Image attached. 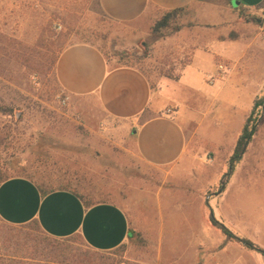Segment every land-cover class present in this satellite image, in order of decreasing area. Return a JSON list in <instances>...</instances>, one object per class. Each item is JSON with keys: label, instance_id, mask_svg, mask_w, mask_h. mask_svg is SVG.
I'll list each match as a JSON object with an SVG mask.
<instances>
[{"label": "rangeland", "instance_id": "1", "mask_svg": "<svg viewBox=\"0 0 264 264\" xmlns=\"http://www.w3.org/2000/svg\"><path fill=\"white\" fill-rule=\"evenodd\" d=\"M251 17L256 24L264 19L261 13ZM154 24L116 23L105 16L99 0H0L1 165L10 170V164L20 162L35 181L56 187L65 182L85 200L113 203L127 213L133 230L129 244L97 253L76 242L75 253L88 264H264L262 254L227 240L216 228L219 247L173 256L168 237L175 228L164 223L165 218L161 224L159 208L160 200L164 206L182 195L180 185H201L202 192L195 195L207 202L215 218L234 235L264 249V120L219 194L231 157L217 160L210 152L205 158L186 160L169 174L141 160L133 134L120 123L106 121L93 109L84 117L73 110L71 101H64L67 95L57 82L56 64L75 44L97 46L112 67L139 68L153 84L178 77L188 49L178 47V32L153 36ZM180 24L192 27L189 12Z\"/></svg>", "mask_w": 264, "mask_h": 264}, {"label": "crops", "instance_id": "2", "mask_svg": "<svg viewBox=\"0 0 264 264\" xmlns=\"http://www.w3.org/2000/svg\"><path fill=\"white\" fill-rule=\"evenodd\" d=\"M99 2L105 16L124 25H151L164 12L186 9L192 27L177 34L178 47L188 49L186 62L177 80L165 77L153 84L139 68L112 67L97 46H69L57 61L56 79L73 110L84 117L98 110L106 121L120 123L133 134L141 160L169 174L186 160L205 158L210 152L217 154V160L231 157L255 99L264 91V19L247 23L241 13L264 15V0ZM220 65L226 66L223 78L211 83ZM215 170L219 173L220 166ZM179 187L182 195L164 206L159 201L161 224L165 218L164 223L175 228L168 237L171 254L199 255L203 247L214 249L216 236L219 241L221 237L211 222L213 214L195 195L204 187ZM0 217L13 226L38 221L57 239L80 235L100 253L116 251L133 238L130 218L121 207L101 203L87 208L69 191L43 196L34 182L23 177L0 183Z\"/></svg>", "mask_w": 264, "mask_h": 264}, {"label": "trees", "instance_id": "3", "mask_svg": "<svg viewBox=\"0 0 264 264\" xmlns=\"http://www.w3.org/2000/svg\"><path fill=\"white\" fill-rule=\"evenodd\" d=\"M186 12L184 8L164 12L161 18L152 26L151 34L155 37H161L165 32L170 30L175 32L181 31L184 27L180 24V19ZM241 17L247 23H255V21H257L255 17H251L246 13H241ZM172 79L177 80L178 77H173ZM2 113L9 116L11 115V112L9 113L7 111H2ZM263 120L264 96L260 94L255 99L252 111L238 137L234 152L228 161V171L225 174L226 180L221 183L218 191L219 194L224 193L226 190L237 167L242 162L249 147L253 143ZM22 167L20 162L12 163L9 166L10 171L8 168L3 167L0 161V183L12 178L23 177L34 182L43 196L56 191H69L77 195L87 208L106 203H93L85 200L78 193L68 189L69 186L65 185V182H62L60 187H56L55 185H50V183L46 184L42 179L39 180V182L35 181L30 176H26V171ZM211 222L215 228L223 232L227 240L239 241L248 249L256 251L264 256V249L250 240L234 235L225 225L220 223L214 215ZM1 232L3 234H1L2 236L0 235V264H88V261H86L84 257H79L75 253L79 252V250H77L78 248L74 247L76 242H80L87 249H90L80 235L65 239H57L49 236L42 229L38 221H33L26 225L13 226L7 224L0 217V233ZM92 252L97 251L92 250Z\"/></svg>", "mask_w": 264, "mask_h": 264}, {"label": "built area", "instance_id": "4", "mask_svg": "<svg viewBox=\"0 0 264 264\" xmlns=\"http://www.w3.org/2000/svg\"><path fill=\"white\" fill-rule=\"evenodd\" d=\"M225 71H226V66L220 65L218 67V72H217L216 77L211 78L210 82L213 83L215 80L222 79ZM64 101H65V103H68L70 101V98L67 96ZM172 113H173L172 110L167 111V115H172Z\"/></svg>", "mask_w": 264, "mask_h": 264}, {"label": "water", "instance_id": "5", "mask_svg": "<svg viewBox=\"0 0 264 264\" xmlns=\"http://www.w3.org/2000/svg\"><path fill=\"white\" fill-rule=\"evenodd\" d=\"M239 4H240V3H239V2H237V1H234V2H233V5H234V7H238V6H239Z\"/></svg>", "mask_w": 264, "mask_h": 264}]
</instances>
